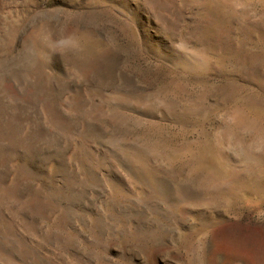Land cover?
Wrapping results in <instances>:
<instances>
[{
	"label": "rangeland",
	"instance_id": "1",
	"mask_svg": "<svg viewBox=\"0 0 264 264\" xmlns=\"http://www.w3.org/2000/svg\"><path fill=\"white\" fill-rule=\"evenodd\" d=\"M0 264H264V0H0Z\"/></svg>",
	"mask_w": 264,
	"mask_h": 264
}]
</instances>
